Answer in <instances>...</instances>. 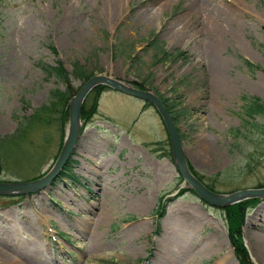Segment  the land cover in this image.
I'll return each instance as SVG.
<instances>
[{
	"label": "rangeland",
	"instance_id": "1",
	"mask_svg": "<svg viewBox=\"0 0 264 264\" xmlns=\"http://www.w3.org/2000/svg\"><path fill=\"white\" fill-rule=\"evenodd\" d=\"M105 2L0 0V135L47 103L51 89L63 91L65 84L39 63L60 60L71 72L77 61L93 75L135 83L188 107L177 122L184 155L215 191L264 183V130L258 131L264 117L243 112L251 96L264 103V0H212L233 11L240 25L224 31L200 29L205 19L194 12L196 4L190 10V0H124L115 19ZM163 52L168 58L160 59ZM69 78L74 91L84 82ZM125 94L109 89L99 96L97 114L70 152L76 179L65 176L27 196L0 195V264L8 258L19 264H239L223 211L192 191L175 195L177 186L189 187L179 185L158 111ZM60 139L57 125L26 134L3 160L0 182L28 181L47 170ZM258 198L240 227L252 264H264L257 241L264 236V197ZM160 202L164 214L156 229Z\"/></svg>",
	"mask_w": 264,
	"mask_h": 264
},
{
	"label": "trees",
	"instance_id": "2",
	"mask_svg": "<svg viewBox=\"0 0 264 264\" xmlns=\"http://www.w3.org/2000/svg\"><path fill=\"white\" fill-rule=\"evenodd\" d=\"M155 36L152 37L150 40L146 42V46L150 47L152 45V41L155 40ZM181 54H176V57L180 56ZM162 58H168L166 54L162 53ZM246 65H251L249 61H244ZM40 64V68L42 71L51 74H54L56 78L60 79L61 82L65 84L63 91L57 90V89H51L50 90V99L47 103H40L38 107H35L31 110V112L24 117V120H20L17 122V128L15 131L10 132L9 134H5L3 136L0 135V166L3 160L10 159L11 151L14 150V146H17L21 140H25L26 134H29L31 132H35L37 130H40V128H49L51 125L56 126L58 128L59 134H60V142L58 143L59 149L61 147V140L63 138V132L64 128L66 127V121L68 118L67 113V107H68V99L70 96L75 94V91L73 89V85H71V81L69 78V75L72 74V77L78 80H85L87 79L90 74H93L92 72H89L85 69V67L80 62H73L71 65V72L66 71L63 68V63L58 60L56 62L55 66L51 65H44L42 63ZM259 66V65H258ZM258 66L256 68H258ZM108 87L104 86V84L95 86L91 89V92L85 97V99L82 101L83 104L81 106L80 112H81V123L82 127L89 123L91 121L92 116L96 114V107L98 106V97L101 95L103 89H107ZM159 98L162 100V104L168 108L169 114L171 118L174 120V124L176 128L178 129V135L180 139H182L183 135L180 131V128L177 126V122L179 120L178 117L185 115V113L188 111V107L181 106V102H178L176 104L173 103V99L168 98L165 96L164 98L158 95ZM252 98L249 99L248 103L244 105V115H247L248 117L254 116L256 114H263L264 115V103L260 100L257 96H251ZM149 105L147 102L144 103ZM178 106V107H176ZM180 107V108H179ZM260 132H263L264 125H259ZM56 150V153H54V157L56 158V154L58 152ZM171 154V150L168 149V155ZM13 157V156H11ZM13 159V158H12ZM70 159H68L64 163V169L60 172V178H63L64 175L67 177H70L74 179V176L69 174L70 167L68 165ZM251 161L254 162L256 159L254 156H251ZM247 166H249V163H247ZM188 168L193 172V175L198 179L202 180L204 182V185L209 189H213V186L207 183L205 180H203L202 173L198 172L196 169L192 168L191 163H188ZM38 175H34L33 177H38ZM178 180H181L180 175L178 176ZM264 183L261 185H257L256 187H263ZM187 189H184L180 187L178 189V194L181 192H185ZM192 190V189H190ZM259 201V198H244L242 201L238 203H233L231 205H223V207H220V210L224 212V220H226L225 230L227 231V240L231 243L232 252H234L235 258L239 262V264H252L247 259V251L244 250L243 242L241 241V230L240 227L244 224V216L245 213H248L250 208L254 206L255 203ZM163 203L160 202L158 207L154 210V214L156 215V219L158 220L164 213H163ZM159 225H157V228Z\"/></svg>",
	"mask_w": 264,
	"mask_h": 264
},
{
	"label": "water",
	"instance_id": "3",
	"mask_svg": "<svg viewBox=\"0 0 264 264\" xmlns=\"http://www.w3.org/2000/svg\"><path fill=\"white\" fill-rule=\"evenodd\" d=\"M104 84L110 88H114L120 92H126L127 95L136 96L139 99H146L148 102L157 108L158 114L164 121L165 129H167L168 139L170 140V150H172V159L175 162V168L178 170L182 176V180L187 182L193 187L194 191L197 192L198 196L204 201L215 204V206H223L233 204L234 202H239L243 198H249L254 196L264 197V187L263 188H243L240 190H234L230 193H215L213 190H208L203 182L197 180L193 175L191 170L187 168V159H185V152L182 147V141L178 136V130L175 128L174 120L170 117L168 113L169 110L163 106L162 101L157 95L152 94L145 89L141 90L135 88L134 86H128L124 81L114 79V77H109L103 73L97 75H90L85 82L80 85L77 89L76 94L70 97L68 101V127L65 131V138L62 141V148L59 150L58 157L53 161L52 167L43 173L40 178L32 179L31 181L22 182H0V195H23L28 193L37 192L47 187L50 182L53 181L55 177H58L59 172L63 169V164L66 159L69 158L71 149L74 147V143L77 138H79V128L81 123L79 122L80 108L82 106L83 98L89 93L91 87L96 85Z\"/></svg>",
	"mask_w": 264,
	"mask_h": 264
},
{
	"label": "bare ground",
	"instance_id": "4",
	"mask_svg": "<svg viewBox=\"0 0 264 264\" xmlns=\"http://www.w3.org/2000/svg\"><path fill=\"white\" fill-rule=\"evenodd\" d=\"M123 1L124 0H106L105 12L107 13V15L109 17L115 19L117 16L115 15L114 11L119 9L118 8L119 4L123 6ZM211 1L212 0H190V7H191L190 10H192V9L194 10V5L196 4L197 7H196L194 12H196L198 15L202 16L205 19L203 21L202 27H200V29L205 28V30H208V31H215V29L224 31L225 28H227L228 24H231L233 27L240 28L239 24H237V25L235 24L234 20H236V18L233 17V15H235L233 13V11H226L224 6L212 5ZM198 6H201V8L198 9ZM95 166H94V169L92 171V174L97 176L100 174V170H99L100 167L98 165H95ZM70 200H72V197H70ZM12 227H13L12 231L17 232L16 231V229H17L16 225H14ZM17 234H19V233L17 232ZM257 241H259V243H260L259 245L263 244L262 249L264 250V236L262 235L261 237H257ZM161 251H163V249ZM5 260H7V259L5 258ZM7 263L19 264V262H17V261L15 262V260H13L12 258H8Z\"/></svg>",
	"mask_w": 264,
	"mask_h": 264
}]
</instances>
